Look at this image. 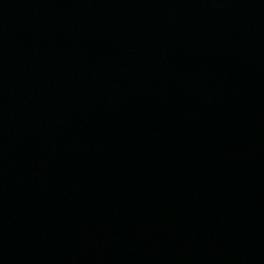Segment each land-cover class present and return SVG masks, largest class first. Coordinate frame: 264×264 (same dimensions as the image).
Here are the masks:
<instances>
[{
  "label": "water",
  "instance_id": "1",
  "mask_svg": "<svg viewBox=\"0 0 264 264\" xmlns=\"http://www.w3.org/2000/svg\"><path fill=\"white\" fill-rule=\"evenodd\" d=\"M0 264H264V0H0Z\"/></svg>",
  "mask_w": 264,
  "mask_h": 264
}]
</instances>
